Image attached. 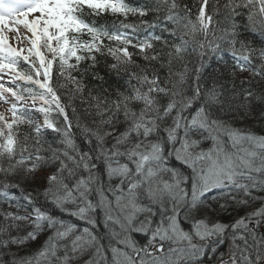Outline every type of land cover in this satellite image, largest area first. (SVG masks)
I'll list each match as a JSON object with an SVG mask.
<instances>
[{
	"label": "snow or ice",
	"instance_id": "1",
	"mask_svg": "<svg viewBox=\"0 0 264 264\" xmlns=\"http://www.w3.org/2000/svg\"><path fill=\"white\" fill-rule=\"evenodd\" d=\"M242 30L264 0H0V264H264Z\"/></svg>",
	"mask_w": 264,
	"mask_h": 264
},
{
	"label": "trees",
	"instance_id": "2",
	"mask_svg": "<svg viewBox=\"0 0 264 264\" xmlns=\"http://www.w3.org/2000/svg\"><path fill=\"white\" fill-rule=\"evenodd\" d=\"M242 36L246 38L249 41H255L257 46L260 45L261 41L264 40V37H261L258 33H253L250 31L242 30ZM225 59L230 60V57H225ZM103 75V73H101ZM237 77L240 79H243L248 76V73H236ZM105 79L108 81V83L112 84L113 87H115L118 84H124L127 80V76L123 73L120 75H116L115 73H109ZM94 86V85H90ZM51 139V136L49 137ZM103 234V225L101 224L100 228L98 229ZM137 238L139 239V234H137Z\"/></svg>",
	"mask_w": 264,
	"mask_h": 264
},
{
	"label": "rangeland",
	"instance_id": "3",
	"mask_svg": "<svg viewBox=\"0 0 264 264\" xmlns=\"http://www.w3.org/2000/svg\"><path fill=\"white\" fill-rule=\"evenodd\" d=\"M0 110H3V109H0Z\"/></svg>",
	"mask_w": 264,
	"mask_h": 264
}]
</instances>
